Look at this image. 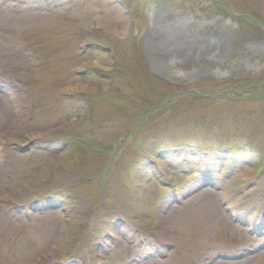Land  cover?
<instances>
[{
  "label": "rangeland",
  "instance_id": "1",
  "mask_svg": "<svg viewBox=\"0 0 264 264\" xmlns=\"http://www.w3.org/2000/svg\"><path fill=\"white\" fill-rule=\"evenodd\" d=\"M0 264H264V0H0Z\"/></svg>",
  "mask_w": 264,
  "mask_h": 264
},
{
  "label": "bare ground",
  "instance_id": "2",
  "mask_svg": "<svg viewBox=\"0 0 264 264\" xmlns=\"http://www.w3.org/2000/svg\"><path fill=\"white\" fill-rule=\"evenodd\" d=\"M169 41L167 39H163L162 43L159 41L156 43V47L154 48V52L157 56L154 57H160V56H166L168 53H178L181 49V46L177 42H172L167 44ZM156 50V51H155Z\"/></svg>",
  "mask_w": 264,
  "mask_h": 264
}]
</instances>
